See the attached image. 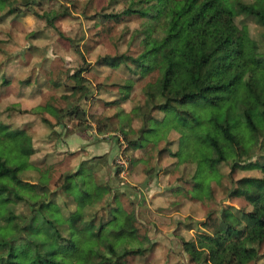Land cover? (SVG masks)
<instances>
[{
	"label": "rangeland",
	"instance_id": "374dc122",
	"mask_svg": "<svg viewBox=\"0 0 264 264\" xmlns=\"http://www.w3.org/2000/svg\"><path fill=\"white\" fill-rule=\"evenodd\" d=\"M121 2L37 0L31 8L16 4L11 14L1 11L0 123L20 130L35 149L19 173L22 179L40 185L45 181L52 190L64 175L79 170L82 183L85 178L92 186L108 184L105 209L119 203L125 211H134L139 221L136 241L151 249L131 263L184 264L182 239H193L199 232L223 235L245 225L239 209L251 210L250 200L257 192L230 191H243L246 183L237 181L261 173L238 170L229 176L227 164L209 160L213 153L205 143L204 128L191 131L174 113L153 108L160 102L149 99L159 82L155 71L145 74L130 62L116 67L96 64L105 55L135 58L146 37L160 40L149 19L103 17L120 12ZM81 68L80 100L68 91L75 84L70 77ZM58 75L64 79L56 87ZM246 97L240 83L233 98L214 111L233 109ZM92 103L98 121L87 113L84 117L71 112L74 106L87 110ZM237 146L240 158L246 157V149L239 142ZM198 147L204 148L205 160ZM161 148L171 154L158 165ZM94 156L103 157L104 163L91 159ZM0 184L14 188L4 178ZM26 197L30 202L38 199L30 192ZM25 203L8 204L0 209V217L7 212L29 216ZM259 253L249 264H264V245Z\"/></svg>",
	"mask_w": 264,
	"mask_h": 264
},
{
	"label": "trees",
	"instance_id": "16d2710c",
	"mask_svg": "<svg viewBox=\"0 0 264 264\" xmlns=\"http://www.w3.org/2000/svg\"><path fill=\"white\" fill-rule=\"evenodd\" d=\"M36 2L0 0V12L11 14L16 4L31 8ZM121 3L120 12L103 17L149 19L160 33V40L150 42L146 37L144 49L135 58L105 55L98 57L96 64L116 67L130 62L145 74L155 71L159 82L149 99L160 102L153 108L174 113L179 124L191 131L204 128L205 143L213 153L209 160L227 164L229 176L238 170L261 173L238 180L246 183L243 191L236 187L230 191L232 195L250 189L257 192L250 200L251 210L239 209L245 225L232 227L223 235L199 232L193 239H182L183 263L254 262L264 245V0ZM81 70L70 77L75 84L68 91L80 100L83 83L79 85L77 77ZM57 78L53 82L56 87L64 79L60 75ZM240 83L246 87V99L237 101L233 109L214 111L233 98ZM94 107L93 103L87 110L74 106L71 112L84 117L87 113L98 121ZM10 129L0 123V178L14 186L8 189L0 184V209L24 201L30 207V215L7 212L0 217V264H134L130 261L151 249L136 241L139 221L133 210L127 212L119 203L105 209L107 183L92 186L85 178L82 183L77 179L79 170L64 175L60 185L52 190L45 181H40V185L22 179L19 173L28 166L35 149L30 139L18 133L20 130ZM238 142L246 149L244 158H240ZM197 150L205 160L204 148ZM170 154L167 148H161L157 164L161 165ZM91 159L104 163L101 156ZM82 172L86 177V171ZM119 172L117 168L116 175ZM28 192L38 199L28 201ZM103 231L106 241H102ZM63 232L71 236L64 237Z\"/></svg>",
	"mask_w": 264,
	"mask_h": 264
}]
</instances>
